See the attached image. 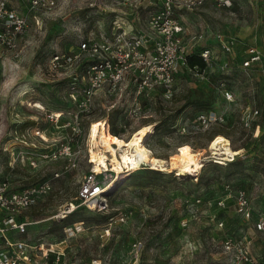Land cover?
<instances>
[{
	"label": "rangeland",
	"instance_id": "1",
	"mask_svg": "<svg viewBox=\"0 0 264 264\" xmlns=\"http://www.w3.org/2000/svg\"><path fill=\"white\" fill-rule=\"evenodd\" d=\"M3 1L27 18L28 29L18 41L19 57L0 48V180L13 188L44 180L53 186L24 212L30 225L18 240L35 247L56 245L68 264H228L224 240L243 236L251 241L254 255L264 254V234L254 232V223L237 215L235 204L236 192L243 189L254 212L264 214V0H237L231 8L207 3L177 12L187 30L186 52L212 50L208 79L182 69L167 98L162 90L140 91V73H129L123 92L100 91L89 109L68 96V76L78 77L87 57L75 72L66 74L49 70L51 58L77 51L85 40L106 35L111 39L123 30L144 36L152 54L156 36L149 19L157 8L142 0L133 5L122 0H60L56 9L43 12L31 10L28 0ZM228 38L238 41L232 55L224 54L219 44ZM249 47H256L262 60L246 72L241 59ZM209 110L215 111L213 122L197 118ZM57 112L65 113L58 121L53 118ZM250 114V127H245ZM103 121L107 131L123 140L152 125L153 134L145 144L161 159L191 147L200 160H209L197 173L184 177L168 167L161 171L143 165L120 172H111L110 167L94 177L99 186L110 189L103 194L104 210L93 212V201L86 203L82 192L95 170L90 163V126ZM220 135L240 155L229 161L210 159V141ZM11 146L18 157L3 150ZM49 150L62 153L52 161H37ZM30 157L37 168L29 165ZM135 172L139 177L125 184ZM225 200L226 207L220 206ZM70 203L76 206L75 213L62 219L61 211ZM77 223H83L84 231L68 232ZM110 223V236L102 237ZM36 255L40 261L42 251Z\"/></svg>",
	"mask_w": 264,
	"mask_h": 264
},
{
	"label": "built area",
	"instance_id": "2",
	"mask_svg": "<svg viewBox=\"0 0 264 264\" xmlns=\"http://www.w3.org/2000/svg\"><path fill=\"white\" fill-rule=\"evenodd\" d=\"M30 9L33 11H52L59 5L60 0H28ZM124 3L133 5L139 0H122ZM157 9L152 13L149 19V26L155 34L154 52L151 54L146 46V39L134 31H118L113 38L101 36L99 40L88 39L81 43L77 51H71L67 54H56L49 61V70L52 72L72 73L78 67L79 61L87 57V62L82 66V73L68 76L71 79L69 83L68 96L71 101L79 103L80 107L92 105L98 92L106 91L109 94L123 92L125 78L129 73L137 74L139 90H162L163 94L170 98L173 95V88L177 81V76L182 69L190 73L208 79V69H210L213 59L212 50L203 48L201 58L205 61L204 69L195 66H188L186 47L183 44V37L187 30L184 29L181 22L176 17L177 12L181 10H192L203 7L207 3H212L221 8H231L237 0H142ZM28 29V20L18 11L10 8L7 3L0 0V48L13 51L18 56V41L23 37ZM197 39V36L193 37ZM202 38V37H198ZM221 38V37H220ZM219 44L224 54H234L235 47L238 44L237 39L228 38L220 40ZM245 58L241 59V68L244 71L252 69L262 60L261 53L256 47H249L245 51ZM1 59V54H0ZM227 63L221 66V72L227 70ZM77 70V69H76ZM223 82V81H222ZM224 88V85L222 84ZM226 97H231L226 92ZM87 109V110H88ZM89 111V110H88ZM59 117L53 118L57 121L64 116V112ZM215 111L209 113H198L197 118L205 123L213 122L216 118ZM252 114L245 118V127H250ZM77 125H81L78 116H75ZM43 139L44 136L41 135ZM5 152L11 156H16L15 146L5 147ZM66 151V147H63ZM62 151L49 150L40 153L38 160L52 161L57 159ZM18 157V155H17ZM35 158H29V165L37 168ZM65 172L69 167H65ZM106 172L101 173L100 175ZM93 176L83 187L82 197L86 203L92 202L91 211L104 210L103 205L106 202L103 194L110 187H101L96 182V176L99 175L94 170ZM57 173L54 178H60ZM95 177V178H94ZM112 188V186H111ZM53 189L51 181H45L24 187L13 188L6 180H0V264H68L63 250L56 249V245H50L48 248L35 247L29 245L23 240H18L20 235L28 232L30 222L23 215L24 212L31 209L39 199L47 196ZM103 197V198H102ZM229 197L226 198L228 200ZM226 200L220 201L219 205L226 207ZM97 205L94 209V205ZM236 213L247 224H253L254 232L264 234V214L255 213L250 204V199L245 190L240 189L235 194ZM76 206L73 203L67 204L61 211L60 217L66 218L74 213ZM121 222L124 218L120 219ZM182 225L187 226L184 219ZM111 223L108 224L102 233V237H109L111 234ZM224 227L221 221L219 228ZM84 231L83 223H77L68 230L71 234ZM252 243L247 236L240 239L227 237L223 243V249L227 256L228 264H264V254L254 255ZM58 246V245H57ZM42 251L41 260L38 261L36 252Z\"/></svg>",
	"mask_w": 264,
	"mask_h": 264
},
{
	"label": "bare ground",
	"instance_id": "3",
	"mask_svg": "<svg viewBox=\"0 0 264 264\" xmlns=\"http://www.w3.org/2000/svg\"><path fill=\"white\" fill-rule=\"evenodd\" d=\"M54 117L59 115L55 114ZM152 134L153 126L145 125L135 130L128 140H123L118 136L108 135L105 121L94 122L89 130L90 163L94 164L97 174L108 171L110 167L111 172H120L126 168L136 169L146 165L161 171L168 167L171 171L176 170L179 177H184L197 173L209 160V158L200 160V153L196 154L191 147L181 149L169 160L161 159L155 156L145 144L146 139ZM209 151L210 159L218 157L224 161L232 160L241 153V151L233 150L231 142L221 135L210 141Z\"/></svg>",
	"mask_w": 264,
	"mask_h": 264
},
{
	"label": "trees",
	"instance_id": "4",
	"mask_svg": "<svg viewBox=\"0 0 264 264\" xmlns=\"http://www.w3.org/2000/svg\"><path fill=\"white\" fill-rule=\"evenodd\" d=\"M203 50V48H200L199 50H198V52L197 53H188L187 54V63H188V66L189 67H191V68H193V67H195V66H198L199 68H201V69H204L205 67H206V63H205V61L201 58V56H200V54H201V51ZM204 112H206V111H204ZM208 112H210V110L208 111ZM108 135L109 136H118L117 134H116V132H114V131H111V130H109L108 129ZM118 137H120V136H118ZM150 171H152L153 173L155 172L154 170H150ZM138 172V171H137ZM134 173V172H133ZM136 177H139L138 176V173H136L135 172V174H132V175H130L129 176V179H127V181H125V184L127 183V182H129V181H131V180H133V179H136ZM122 188V187H121ZM120 188V189H121ZM120 189H118L117 190V192L120 190ZM117 194V193H116ZM107 195V194H106ZM115 194H112V196L111 195H109L110 197H113ZM75 213V212H74ZM71 215V214H70Z\"/></svg>",
	"mask_w": 264,
	"mask_h": 264
}]
</instances>
